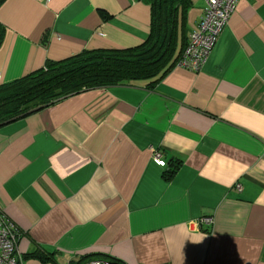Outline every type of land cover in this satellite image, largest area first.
Segmentation results:
<instances>
[{
    "label": "crops",
    "instance_id": "1",
    "mask_svg": "<svg viewBox=\"0 0 264 264\" xmlns=\"http://www.w3.org/2000/svg\"><path fill=\"white\" fill-rule=\"evenodd\" d=\"M192 2L190 30L205 7ZM0 24L3 85L84 51L140 45L150 9L5 0ZM0 211L18 252L46 264H264V0H237L197 72L82 91L0 127Z\"/></svg>",
    "mask_w": 264,
    "mask_h": 264
},
{
    "label": "trees",
    "instance_id": "2",
    "mask_svg": "<svg viewBox=\"0 0 264 264\" xmlns=\"http://www.w3.org/2000/svg\"><path fill=\"white\" fill-rule=\"evenodd\" d=\"M5 0H0V6ZM150 9L147 39L130 49L84 51L58 62H47L37 71L0 85V127L27 117L47 106L82 91L158 81L176 67L190 34L188 13L192 0H141ZM0 24V45L4 37ZM177 167L164 173L173 177ZM24 261L41 264L53 260L39 251L26 254ZM89 260H82L84 264Z\"/></svg>",
    "mask_w": 264,
    "mask_h": 264
},
{
    "label": "built area",
    "instance_id": "3",
    "mask_svg": "<svg viewBox=\"0 0 264 264\" xmlns=\"http://www.w3.org/2000/svg\"><path fill=\"white\" fill-rule=\"evenodd\" d=\"M205 7L197 25L190 31L187 46L176 67L191 72H197L203 66L208 54L213 48L216 38L236 8L237 0H204ZM153 162L160 168L167 167V161L160 151L154 150L151 156ZM237 190L241 189L236 185ZM201 224L212 225V218H201ZM20 233L0 211V264H25L18 252L17 242ZM84 264H114L107 260H91Z\"/></svg>",
    "mask_w": 264,
    "mask_h": 264
}]
</instances>
